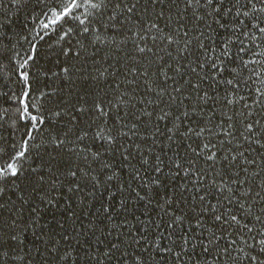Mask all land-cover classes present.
I'll return each mask as SVG.
<instances>
[{"label":"snow or ice","instance_id":"6c2138e0","mask_svg":"<svg viewBox=\"0 0 264 264\" xmlns=\"http://www.w3.org/2000/svg\"><path fill=\"white\" fill-rule=\"evenodd\" d=\"M14 2L35 35L0 31V111L24 129L0 146V264H264V0ZM113 44L134 64L89 73ZM33 194L100 215L45 231Z\"/></svg>","mask_w":264,"mask_h":264},{"label":"trees","instance_id":"16d2710c","mask_svg":"<svg viewBox=\"0 0 264 264\" xmlns=\"http://www.w3.org/2000/svg\"><path fill=\"white\" fill-rule=\"evenodd\" d=\"M31 5H28L27 7H18L17 4L14 2V0H3L2 4H0V22L3 21H11V24L6 25L5 29L0 31H5L8 36L12 37V42L17 44V48L21 51L27 50L29 47V44L27 41H24L20 39L23 35H28L29 39L31 40L32 37L35 35L34 32H30L29 30L33 27V22L31 17L29 16V12L31 11ZM40 20H45L46 18L41 16ZM40 29L37 28V31ZM119 39V38H118ZM33 43H36L38 45V48L41 52H44L47 50L48 45L42 41H40L38 38L33 41ZM101 51L97 54L95 57L97 63L93 65L91 60L88 62V64L84 65V67L87 68V71L89 73H92L95 75V68H100L101 71L107 70L108 72H112L115 68H120L121 73L126 72V68L130 67L134 64V61L128 60L125 53L129 52V49L132 48V45L129 44L126 47L123 48V50L117 49L116 45H100ZM155 51V50H154ZM163 54V53H161ZM5 64H7V67L0 68V84H3L4 80H7V84L4 86V90L8 91L9 88H11L12 91H19L17 85L13 83L15 80V76L12 75V65L8 64V62L5 60ZM75 63V62H74ZM111 65V67H110ZM118 73L116 79L119 82H122L124 79V76ZM130 75V74H128ZM11 76V79H8ZM75 78V77H74ZM112 78H109L111 80ZM106 81L101 80L100 81V88L102 90L108 91L110 96H115L116 92H114L112 89L106 88ZM43 85H41L42 87ZM50 90V89H46ZM102 94V93H101ZM0 107H8V102L5 99H0ZM16 120L15 110L14 108H10L7 115H4L2 111H0V146H3L5 148H9V146L13 143L17 145V147L20 146L22 142V136L24 129L22 127L17 128L13 127V122ZM34 135L37 137L36 142H40L39 138L41 136L40 132H35ZM9 150H11L9 148ZM22 188L26 187V185L22 184ZM34 198H35V194ZM52 195L59 197V192H53ZM107 193L104 194L105 198L107 197ZM8 196L11 197L12 200L17 201V205H19V201L17 199V195L14 193V191H10L8 193ZM35 203L39 204L40 207V223L42 225H47L48 227L45 228V231H48L49 228L56 229L57 232H59V223H64L65 221L67 224H71L72 220L76 219L75 217L71 216V212L75 211L79 216L80 219L76 220V227L77 230L80 229L81 222L85 226V229H87V226L89 224V219L91 218L93 222L95 223V216L100 215V213L96 212V209L99 208V201H93L91 205L89 206L91 211H88L86 209H82L79 207L78 203L74 201L72 203L71 208L68 207V205L61 199V202L58 205H46V204H40L38 198H35ZM113 207L116 211L113 213L114 220L113 221H106L109 225L112 223L120 224L123 222V217L118 216L116 212H119V197L117 196L115 200L112 202ZM27 210L29 205L24 206ZM141 210H143V206H140ZM5 215H9L7 211L4 213ZM28 213L25 211V216L27 217ZM155 214L153 213V216ZM143 218V217H142ZM99 234V233H97ZM27 238L29 241H33L35 237L32 235L31 232L27 234ZM108 239H112V237H108ZM81 242L83 243L85 240L84 236L80 237ZM89 243L94 244V238H91L89 240ZM87 246V245H85ZM97 247H102L100 245H95ZM101 264H106L103 257L101 256Z\"/></svg>","mask_w":264,"mask_h":264}]
</instances>
